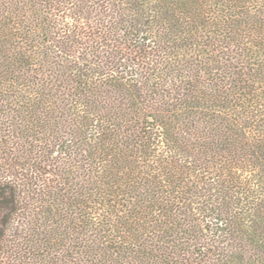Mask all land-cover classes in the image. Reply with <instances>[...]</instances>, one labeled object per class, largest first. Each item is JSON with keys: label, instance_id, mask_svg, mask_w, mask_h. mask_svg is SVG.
I'll list each match as a JSON object with an SVG mask.
<instances>
[{"label": "trees", "instance_id": "1", "mask_svg": "<svg viewBox=\"0 0 264 264\" xmlns=\"http://www.w3.org/2000/svg\"><path fill=\"white\" fill-rule=\"evenodd\" d=\"M0 264H264V0H0Z\"/></svg>", "mask_w": 264, "mask_h": 264}]
</instances>
